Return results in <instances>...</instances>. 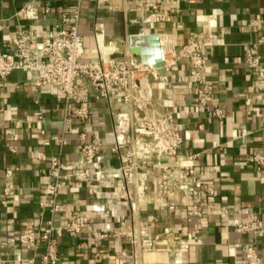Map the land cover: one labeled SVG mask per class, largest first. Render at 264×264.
I'll list each match as a JSON object with an SVG mask.
<instances>
[{
    "label": "crops",
    "instance_id": "crops-1",
    "mask_svg": "<svg viewBox=\"0 0 264 264\" xmlns=\"http://www.w3.org/2000/svg\"><path fill=\"white\" fill-rule=\"evenodd\" d=\"M172 1L178 12L163 21L143 22L140 14L128 9L123 0H0V43L15 35L18 25L33 28L35 37L42 38L47 29L65 24L61 10H71L77 4L79 30L87 48L94 46L96 33H103L108 42L119 46L128 33L141 29L160 34L161 45L162 36L168 39L170 48H178L190 32L198 41L206 40L211 34L224 39V44L214 42L204 46L202 55L205 58L203 71L212 82L214 100L226 111L227 119L213 116L210 106L197 105L194 92L179 79L188 73L184 59L171 66L166 86L153 83V99L163 108L172 110L179 123L181 151L198 153L194 162L183 163H189L190 172L199 174L203 181L214 186L213 212L192 218L186 212L187 199L172 209L156 201H144L133 210L126 201H113L112 188L106 194H91L85 182L70 178L59 191L65 216L79 212L89 217L90 227H104L110 222L112 229L99 240L87 229L79 235L58 230V264H245L244 244L250 236L236 232L235 224L243 219L245 212L253 210L264 227V173L245 161L249 152L264 154L261 71L244 64L246 47L264 54V0ZM26 5L36 7V17L17 15ZM44 6L52 10L45 12ZM251 19H260L262 27L249 26ZM252 43H256V47ZM261 64L264 65V60ZM35 75V72L16 69L0 81V173L5 166L12 167L16 186L12 199L0 201V258L7 260L5 264H13L19 257L40 260L43 244L36 250L23 249L10 246L8 239L18 234L26 221L39 222L49 217L47 208L40 205L49 156L57 154L65 161L75 160L81 131H86L88 138L93 134L106 143L111 142L114 114L127 109L117 98L95 100L91 96L89 118L85 122L77 118L66 122L68 130L64 135L68 143L63 146L56 141L43 144L46 135L40 132L41 128L49 135L62 133L66 103L51 85L34 88L30 80ZM40 113L42 121L38 120ZM7 127L14 131L12 141L17 145L16 152L6 146L2 130ZM35 150L45 156L36 158ZM106 157L112 164H119L109 150ZM162 160L173 163L174 156H164ZM139 173L145 179L146 190H151L155 172L148 165L141 167ZM98 179L96 175L91 176V181ZM124 184V180L115 182L117 186ZM164 198L174 203L172 197ZM105 203L114 205L118 214L124 216L122 227L115 217L94 208L96 204ZM225 207L241 212L219 214ZM194 223H197L200 242L190 238ZM129 230L136 235L134 244L126 235ZM174 233L190 243L181 251V262H175L169 250ZM83 241L90 245L82 246ZM235 242H241V246L235 248ZM256 247L264 264V233L256 236Z\"/></svg>",
    "mask_w": 264,
    "mask_h": 264
},
{
    "label": "built area",
    "instance_id": "built-area-1",
    "mask_svg": "<svg viewBox=\"0 0 264 264\" xmlns=\"http://www.w3.org/2000/svg\"><path fill=\"white\" fill-rule=\"evenodd\" d=\"M123 1L128 9L140 14L143 22L163 21L179 10L172 0ZM35 9L26 5L17 15L36 17ZM43 10L50 12L52 9L44 6ZM60 15L65 24L47 29L40 39L35 37L33 28L18 25L16 34L7 42L0 43V81L16 69L35 72L30 84L34 88L43 85L55 87L66 103L62 133L49 135L41 128L40 132L46 135L43 144L51 141L58 142L60 146L67 144L68 139L64 135L68 130L66 122L73 118L85 122L89 118L91 96L95 100L117 98L127 109L118 110L114 114L111 142L106 143L93 134L88 138V133L81 131L77 137L78 156L75 160L65 161L57 154L49 156L48 173L40 201L41 207L49 211V217L39 222L26 221L22 230L8 239L10 246L23 249L36 250L43 244V252L38 262L33 257H19L14 259L13 264H58V230L79 235L87 229L94 239L99 240L106 237L112 229L110 222H106L104 227H90L89 217L79 212L65 216L59 191L67 185L70 178L85 182L91 194H106L112 188L113 201H126L133 210L144 201H156L161 206L172 209L177 203H183L187 199L189 207L186 212L192 218L213 212L211 200L215 193L214 186L203 181L199 174L190 172L189 163H183L194 162L198 153L181 151L182 134L179 123L172 110L163 108L153 99V83L166 86L169 69L184 59L188 73L179 79L194 92L197 105L200 108L210 106L213 116L227 119L226 111L214 100L212 82L203 71L205 58L202 55L204 46L214 42L224 44L223 37L211 34L206 40L198 41L190 32L178 48H171L163 53V59L157 66L142 62L124 41L123 55L115 56L120 51L119 46L108 42L103 33H96L94 46L87 48L79 30L78 4L71 10H61ZM248 25L261 28L262 22L260 19H251ZM139 32L144 31L141 29ZM256 45L252 43L253 47ZM261 60H264V54L254 53L251 47H246L244 64L261 71V97L264 103V65ZM158 67L163 68L164 73L154 77ZM38 120H43L41 113L38 114ZM2 131L7 148L16 152L17 145L12 141L13 129L7 127ZM107 150L115 154L119 160L118 165L112 164L106 157ZM33 153L36 158L45 156L39 150ZM164 156H174L173 163L163 161ZM245 161L264 173L263 153L249 152L245 155ZM148 165L155 172L151 190H146L145 179L139 173L141 167ZM13 175L14 169L9 166H5L0 173V201H7L15 195ZM92 175L99 179L91 181ZM118 180H124L125 184L115 185ZM165 196L172 197L174 203L166 201ZM94 208L115 217L116 223L122 227L124 216L118 214L114 205L96 204ZM240 212L239 209L228 207L218 211L222 215ZM196 228L197 223H194L190 238L194 242H200ZM234 230L250 236L244 244L245 264H262L263 256L256 247V236L264 233V227L257 212H245L243 219L235 224ZM126 235L132 244L137 242L133 230L127 231ZM81 245L88 246L90 243L83 241ZM189 245V241L184 240L179 233L173 234L169 250L172 251L175 262H181V251ZM233 245L238 248L241 242ZM6 261L0 258V264H5Z\"/></svg>",
    "mask_w": 264,
    "mask_h": 264
},
{
    "label": "water",
    "instance_id": "water-1",
    "mask_svg": "<svg viewBox=\"0 0 264 264\" xmlns=\"http://www.w3.org/2000/svg\"><path fill=\"white\" fill-rule=\"evenodd\" d=\"M125 45L144 63H153L163 59V49L156 32H131L124 38ZM124 43H119L120 51L115 56H122Z\"/></svg>",
    "mask_w": 264,
    "mask_h": 264
},
{
    "label": "bare ground",
    "instance_id": "bare-ground-1",
    "mask_svg": "<svg viewBox=\"0 0 264 264\" xmlns=\"http://www.w3.org/2000/svg\"><path fill=\"white\" fill-rule=\"evenodd\" d=\"M168 39H166V38H164L163 36H162V49H163V53L165 54V52H167L169 49H171L168 45H167V43H168V41H167ZM161 61L162 60H159V61H157V62H153V64L154 65H160V63H161ZM164 73V69L163 68H161V67H158L157 69H156V71H155V73H154V77H158V76H160L161 74H163ZM172 261V260H171Z\"/></svg>",
    "mask_w": 264,
    "mask_h": 264
}]
</instances>
